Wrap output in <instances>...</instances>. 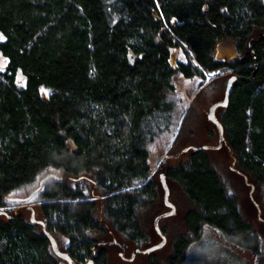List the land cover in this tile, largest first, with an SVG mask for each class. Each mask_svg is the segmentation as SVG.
<instances>
[{
	"label": "trees",
	"instance_id": "trees-1",
	"mask_svg": "<svg viewBox=\"0 0 264 264\" xmlns=\"http://www.w3.org/2000/svg\"><path fill=\"white\" fill-rule=\"evenodd\" d=\"M0 33V264H69L32 211L75 264H121L120 248L150 245L166 207L149 145L164 134L168 154L217 144L207 111L231 75L215 110L221 147L166 159L182 214L158 221L171 253L133 259L181 264L206 225L264 249V0H0ZM181 78L196 80L184 108ZM35 182L27 201L12 198Z\"/></svg>",
	"mask_w": 264,
	"mask_h": 264
},
{
	"label": "rangeland",
	"instance_id": "rangeland-1",
	"mask_svg": "<svg viewBox=\"0 0 264 264\" xmlns=\"http://www.w3.org/2000/svg\"><path fill=\"white\" fill-rule=\"evenodd\" d=\"M0 36L3 37V35L0 33ZM2 38H0L1 40ZM228 50H222L221 54H226ZM172 56L173 60H178V59H183L182 52L179 48H174L172 51ZM5 61H8L7 57L3 56L0 54V71H3L7 65ZM17 82L20 85H23L25 82V78L23 75L18 74L17 75ZM196 85V80L195 79H178L176 81V88H178V95L181 97L182 100V106L184 108V105L186 103V96L190 95ZM44 90V91H42ZM41 90V94L44 98L47 97L48 95V89L44 88ZM223 92L219 91L217 94V98L215 101L221 99L223 97ZM193 96V95H192ZM191 96V97H192ZM210 96V95H209ZM191 99V98H190ZM205 99H208V96H205ZM213 103V101H211ZM209 102V103H211ZM211 103V104H212ZM185 111V110H184ZM207 127H211L210 124L207 122L205 123ZM169 139V136L167 137V134H164V136L160 138H156L154 142H152L149 145V151H150V157L149 161L152 163V167L154 170L157 168L159 169V165L163 166L164 170V165H162L161 160L164 154H168L167 150L170 148V144H167ZM201 140L203 142L207 141L206 137L202 136ZM207 144V143H205ZM177 153V152H176ZM166 162V161H165ZM47 174H50L48 178H52L55 175H58V171L56 170H49L47 173L42 174L38 179H43V177ZM46 178V179H48ZM45 179V180H46ZM38 182V181H37ZM37 182L33 183L32 185L12 193V198L14 199H19L22 201H27L25 200L27 197H31L29 194L30 192L37 186ZM247 191L243 192L240 194L241 199L244 198L246 194H249L250 192V187L251 185L246 186ZM173 189V188H172ZM172 189L169 188V194L172 193V197L174 198L176 196V192H171ZM175 190V189H173ZM164 193V190H163ZM246 193V194H245ZM250 196V194H249ZM251 197V196H250ZM164 200V199H163ZM171 201V200H169ZM172 202V201H171ZM34 202H25L17 206H25V205H32ZM173 203V202H172ZM174 204V203H173ZM164 206L166 207V211L169 210L170 207L167 205ZM175 206V204H174ZM175 211H176V206H175ZM174 211V213H175ZM165 212V211H164ZM171 214L169 216H174L176 219H180L179 217L182 215L181 213H177L176 215ZM258 215V211H257ZM255 221V219L253 218ZM153 225H154V220ZM257 222V221H256ZM155 229V228H154ZM156 231V230H155ZM157 236H155L152 240V243L150 245H153L161 240V236L156 232ZM166 237V236H165ZM114 239V238H112ZM111 239V240H112ZM110 240V241H111ZM148 245V246H150ZM132 244L128 245V248L126 251L124 249L120 248V250L124 251V257L125 258H115V260L121 264H145V259L143 256L136 257L133 260H128L126 259L131 255L132 252ZM144 248V247H143ZM142 248V249H143ZM157 254L161 255V257H166L171 253V248L169 245L168 237H166V242L163 246L159 247L156 249ZM128 260V261H127ZM181 264H264V249L254 252L251 251L247 248L241 247L229 239H227L220 231H218L216 228L210 225H206L203 227V232L202 235L196 239L193 240L189 243L185 250V254L183 259L181 260Z\"/></svg>",
	"mask_w": 264,
	"mask_h": 264
},
{
	"label": "water",
	"instance_id": "water-1",
	"mask_svg": "<svg viewBox=\"0 0 264 264\" xmlns=\"http://www.w3.org/2000/svg\"><path fill=\"white\" fill-rule=\"evenodd\" d=\"M237 78H239V77L236 76V75H231V76L228 77L227 82H226V86H225V90H224L223 97L221 99L213 102L209 106L208 111H207V117H208V119H210L218 127V143L217 144H201V145H198V146H187V147H184L180 152H177V153H174V154H164V156L162 157V160H161L162 165L165 163V161H166L167 158H169L170 156L177 157L180 153L187 151L189 149V147L192 148V149H195V148H198V149H218V148L221 147V145L223 143V140H224L223 127H222V124L220 123V121L218 120V118L216 117L215 110H216V108L218 106H225V105H227L228 100H229V96H230V93H231L232 85H233L234 81ZM233 163H234V161L232 162V165H233ZM231 167L233 168V166H231ZM49 176H50V174L45 175L43 177V179L40 180V183H42ZM159 177H160V182H161L162 188L164 190V193H163L164 203H165V205H167L168 207H170L169 210L158 214L154 218V228H155L156 232L161 236V240L159 242H157V243H155L153 245L147 246V247H145L143 249L136 248L135 250H133L131 252V255L126 258L128 260H132L137 252L149 253V252L154 251L157 248L163 246L165 244V242H166V237L161 232V230L159 228L158 221H159V219L161 217H166V216H169V215L173 214L174 211H175V206H174V204L171 201H169V187H168V184H167V181H166V177H165V173H164L163 168H161V170H160ZM245 181L247 182L246 177H245ZM252 190H253V186L251 185L250 192H249L250 196H251ZM32 194L33 193H31V195ZM255 205L257 207V211H258V215H259L260 214L259 205L256 202H255ZM25 206H30V205H25ZM0 212H4L5 213V211H1V210H0ZM31 220L32 221H36V222H38L39 224L42 225V228L44 229L45 234L47 235V237L50 240L51 247H52L53 251L58 256H60L61 258L67 260V262L69 264H75L73 262V260L69 257V255L67 253L61 252L59 250V248L57 246V243L55 241V238L51 235V233H49L47 230H45L44 222L42 220H38V219H35L34 218V212L33 211H32V214H31ZM110 242L116 243V240L115 239H112ZM93 255H95V249L94 248H93ZM120 256L122 258H125L124 257V251L123 250L120 252ZM84 264H92V258H90Z\"/></svg>",
	"mask_w": 264,
	"mask_h": 264
},
{
	"label": "snow or ice",
	"instance_id": "snow-or-ice-1",
	"mask_svg": "<svg viewBox=\"0 0 264 264\" xmlns=\"http://www.w3.org/2000/svg\"><path fill=\"white\" fill-rule=\"evenodd\" d=\"M0 38H3L2 36H0ZM5 63H7V61H5ZM42 91H44V90H42Z\"/></svg>",
	"mask_w": 264,
	"mask_h": 264
}]
</instances>
